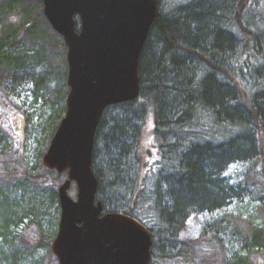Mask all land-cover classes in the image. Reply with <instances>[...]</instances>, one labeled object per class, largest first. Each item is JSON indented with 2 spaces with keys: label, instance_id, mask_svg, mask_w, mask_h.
I'll return each mask as SVG.
<instances>
[{
  "label": "trees",
  "instance_id": "trees-1",
  "mask_svg": "<svg viewBox=\"0 0 264 264\" xmlns=\"http://www.w3.org/2000/svg\"><path fill=\"white\" fill-rule=\"evenodd\" d=\"M247 1L255 4L258 0H238L232 19L223 25L226 29L217 28L215 25L217 12L224 7L223 0H205L178 22L164 20L158 12L150 30V33L153 30L154 36H156V43L154 48H145L144 46L142 63V54L140 57L141 84L142 76L154 90L158 91L165 88L162 85L163 81L173 83L174 99L179 103H172L171 109L176 116L179 113V106L183 107L186 104V91L192 90L187 86L190 83L189 68L184 61L181 66L176 65L180 59L176 56L177 51H185V48H203L212 49L213 53L225 54L231 43L239 49V55L232 70L221 71L225 76L223 80L217 81L214 77L209 76L201 86H196L195 92L193 91L200 108L211 112V121L206 124H196L198 130L195 129L193 133H190L191 142H193L190 145L176 148L177 150H172V153L163 151V145L151 146L150 148L153 150L158 149L153 153L160 157L161 161L157 162L158 167L153 163L152 167L148 166L150 170L144 169L141 172L142 166H146V158L150 157L148 148L147 155L143 156L144 160L141 161L137 183H134L135 186L133 185L130 191L129 205L124 211H120L148 229L152 236V248L154 245L170 242L172 250L176 249L177 254L180 253L184 256L189 254L190 261L198 258L206 259L208 249L221 247L222 238L225 236H228L231 242L237 243V251L234 253L237 255L235 260L232 261L233 256H230V259L226 260V264H250L247 256L259 254L264 248V225L248 219L245 221V224L248 223V229L242 230L239 226L240 223L243 224L242 220L236 226L227 220L225 215H221L222 218H217L203 226L202 236L211 235L209 242L205 245L200 242L189 243L177 240L178 234L192 214L214 216L223 211L226 212L232 204L239 207L244 203L250 207L254 203L260 209L264 207V149L261 147V144L264 143V38L259 31L247 26L249 24V21L246 20L249 10L246 7ZM18 3H21L19 11L25 17H32L29 22L41 20L43 28L47 29L57 40L60 39L58 43L65 49L61 37L52 31L42 14L40 2L36 0H4L0 2V20L4 15L11 13L9 10H13ZM32 5L41 8L39 10L35 8L34 12L33 7L28 8ZM233 27H235V32L232 31ZM9 36L6 34L2 36L3 39L0 37V79L5 77L7 80L13 81L19 72L26 73L28 68L41 69L43 67L46 77L55 82L57 80V85L58 70L62 66L64 69L63 82L65 89L67 88L61 100L64 102L68 91L65 54L60 55L59 59H54L56 65L53 64L52 68L47 71L50 55L43 48L35 52L32 58L21 52L14 53L16 48L9 41ZM36 36L37 34L32 35V37ZM201 56L203 55L201 54ZM208 57L210 60L207 59L206 63L209 66H214L215 64H210L211 55L209 54ZM145 58H148L150 64L147 72H144L143 68L141 71ZM50 65L49 67H51ZM143 93L145 92L141 86L140 95ZM64 109L65 106L61 111ZM106 110L102 115L96 136L101 128ZM58 123L54 126L48 140L53 136ZM114 124V127L105 134L104 139L107 159L104 177L112 179L108 187L110 190L116 191L117 187L121 188L123 181L127 182L128 179L123 159L128 158L130 154L135 131L130 136L127 123L115 121ZM0 143H2L1 137ZM169 159L174 160L175 165H171ZM163 160L167 162L163 163ZM92 162L97 179L96 199L101 201L104 207L103 200L99 198V194L102 192L101 177L99 171H95L94 153ZM236 165L245 166L247 172L241 176H236L235 172L233 175H227L229 169ZM154 167L156 168L154 169ZM164 167L167 168L166 173H163ZM49 172L51 171L45 168L43 174L46 175ZM156 173H159L161 178L156 179L154 185L145 183L148 174ZM18 185L19 182L15 187ZM2 188L0 184V193ZM3 189L14 194L17 198L16 192L12 191L10 187L6 186ZM48 196L58 202L57 191L48 194ZM9 205L7 210L0 214L1 220L5 222L3 225L0 223V237L3 242L9 236L8 228L17 224L19 216H28L29 214L22 202ZM104 212L113 211L105 210ZM54 236L53 232L47 238H54ZM42 244L50 255L48 241L44 242L43 240ZM6 249L3 247L0 251ZM241 253H246V255H240ZM17 254L19 253L17 252ZM154 254L156 253L152 251L151 256L153 257ZM203 261L205 262V260ZM0 264H13V262L0 257ZM16 264H20L19 257Z\"/></svg>",
  "mask_w": 264,
  "mask_h": 264
},
{
  "label": "rangeland",
  "instance_id": "rangeland-1",
  "mask_svg": "<svg viewBox=\"0 0 264 264\" xmlns=\"http://www.w3.org/2000/svg\"><path fill=\"white\" fill-rule=\"evenodd\" d=\"M203 1L205 0H159V15L164 20L178 22ZM237 2L238 0H223L224 7L217 12L218 27H223L232 19ZM20 7L21 3H18L13 10H9L11 13L2 17L0 20V37L9 34V41L16 48L14 53L21 52L30 58L35 52L43 48L50 55L49 64L47 62L48 71L52 68L54 59H59L60 55L66 54V49L58 43L60 39L57 40L47 29L43 28L41 20L29 22L32 17H25L19 11ZM30 7L34 8V12L36 11L35 8L37 10L41 8L37 5L28 6V8ZM246 7L249 9L246 14V20L249 21L247 26L250 29L260 31L264 38V0H258L255 4L247 1ZM12 17H16V19L13 21ZM33 34H37V36L32 37ZM155 37L152 30L145 48H154ZM4 41L6 42V39ZM9 41L7 42L8 44L10 43ZM145 48L143 52H145ZM202 51V55L206 56L203 61L195 57L185 61L186 52L181 50L177 51L176 54L180 58L179 60L185 61L186 66L189 68V75H187L190 83L187 86L188 89L192 88L189 92L193 99L196 100L195 106H188V109L184 106L180 107L179 113L174 116L171 109L172 103L176 102L172 92L173 83L163 81L162 85L165 88L158 91L154 90L142 76L141 86L145 93L141 94L132 104L113 106L106 110L101 128L95 139L94 148L95 171H99L101 177L102 192H100L99 198L103 200L104 210L120 212L128 207L129 194L137 180L138 172L141 170V161L147 155L146 150L150 149V152H148L150 157L146 158L147 167L142 166L141 172L144 169L150 170L148 166L152 167L153 163L158 167L157 162L161 161V158L153 153L155 150L158 151L156 147L163 145L164 148L162 150L165 152L170 149L177 150L176 148L183 147L187 143L193 130H198L196 124L201 125L211 121V112L200 108L193 91L195 92L197 89L196 83L200 79L204 80L209 73H213L218 80H223L225 76L207 66L206 60H210L208 57L210 51H206L203 48ZM222 56L223 58L220 60L215 59L214 61L218 62L221 68L231 70L236 58V51L235 54ZM142 59L143 53L141 63ZM147 59L145 58L144 67L141 66V71L144 69V72H147L150 68ZM61 67L58 70L57 85V80L55 82L46 77L43 67L41 69L28 68L26 73L19 72L15 75L13 81L7 80L5 77L0 79V137L2 139V143H0V184L3 188L6 186L10 187L17 195L16 198L14 194L3 188L1 189L0 214L7 210V207L10 206L9 204L14 205L16 202H22L23 207H26L29 213L28 216H19L17 224L8 228L9 236L4 242L0 237V249L3 247L7 248L5 251H0V257L6 258V261H12L13 264H16L18 257L20 264L57 263L51 253V249L49 255L42 243L43 240L44 242L47 240L51 246L54 238L47 237L53 232L56 235L60 214L58 202L53 201L48 194L57 191L58 186L66 180V176L64 174L59 175L54 171L46 175L43 174L45 168L41 159L53 136L49 140L48 137L56 123L62 119L65 111L61 110L65 106L66 95L64 102H61V100L67 88L65 89L64 86V69ZM162 94L163 96H161ZM114 120L127 123V130L130 136L135 131L130 154L128 158L123 159L128 179L127 182L123 181L121 188L117 187L116 191L110 190L108 187L112 179L104 177L105 162H107L104 139L105 134L114 127ZM167 145L169 146L168 148ZM151 146H156V149L153 150L150 148ZM261 147L264 149V143L261 144ZM164 162L167 161L163 160ZM173 165H175V162H173ZM166 171L167 168L164 167L163 173H166ZM233 172H235L236 176H241L247 172V169L245 166L236 165L229 169L227 175H233ZM158 178H161L159 173L148 174L145 183L154 185V181ZM17 182H19V185L15 187ZM68 194L72 199L75 198L76 187L74 184L70 186ZM243 205L245 204L243 203L238 207L236 204H232L226 212L223 211L214 216L192 214L178 234L177 240L189 243L200 242V244L203 243L205 245L209 242L211 235L205 234L202 236L203 226L217 218H222L221 215H225L227 220H230L236 226L242 220L243 224L240 223L239 225L242 230L248 229V223L245 224L248 219L264 225V207L260 209L254 203L250 207ZM0 223L3 225L5 222L0 218ZM222 240L223 244L221 247H210L208 249V257L203 259L205 262L199 258L190 261L189 254L186 256L180 253L177 254L176 249L172 250L170 242H164L158 246L154 245L152 251L156 254L152 257L151 263L226 264V260L228 261L230 256H233L232 261L235 260L237 255L234 253L237 251V243L231 242L228 236L223 237ZM240 255H246V253H241ZM247 257L250 264H264V248L259 254H251Z\"/></svg>",
  "mask_w": 264,
  "mask_h": 264
},
{
  "label": "water",
  "instance_id": "water-1",
  "mask_svg": "<svg viewBox=\"0 0 264 264\" xmlns=\"http://www.w3.org/2000/svg\"><path fill=\"white\" fill-rule=\"evenodd\" d=\"M66 47V109L42 164L66 180L51 252L58 264H150L152 238L123 213L103 214L92 170L104 110L134 101L140 55L158 14V0H37ZM79 25L77 26L76 20ZM76 186L72 199L68 191Z\"/></svg>",
  "mask_w": 264,
  "mask_h": 264
},
{
  "label": "bare ground",
  "instance_id": "bare-ground-1",
  "mask_svg": "<svg viewBox=\"0 0 264 264\" xmlns=\"http://www.w3.org/2000/svg\"><path fill=\"white\" fill-rule=\"evenodd\" d=\"M217 17V16H216ZM215 25L217 26V28H218V24H217V20H215ZM224 29H226L225 27H223ZM220 29H222V26H221V28ZM252 29V28H251ZM254 30V29H253ZM232 31H236L235 30V27H233L232 28ZM257 31V30H256ZM260 32V31H259ZM261 33V32H260ZM262 34V33H261ZM206 51H210V55H211V62H210V64H215L214 66H210V68L211 69H213L214 71H217V72H219V73H221V71L222 70H225L224 68H221L219 65H218V62H216V61H214L215 59L216 60H220L221 58H223V56L222 55H225V54H235V51H236V58H235V60H234V63H233V66L235 65V63H236V61H237V58H238V55H239V49H238V47L235 45V44H233V43H231V45L226 49V53L225 54H219V53H213L212 52V49H209V50H206ZM184 52H186L185 53V55H186V57H185V61H187L189 58H192V57H195V58H199V59H201L202 61L204 60V57L203 56H201V54H203V51H202V49L201 48H194V49H186L185 48V51ZM184 61V62H185ZM182 62H183V60H179V61H177L176 62V65H178V66H181L182 65ZM207 66H209V65H207ZM233 66H232V68H233ZM227 70V69H226ZM232 70V69H231ZM230 71V70H229ZM222 74V73H221ZM209 76H212V77H214L217 81H221V80H218L217 79V77L213 74V73H209V75L207 76V77H209ZM207 77L203 80V79H200L197 83H196V86H201V84L207 79ZM187 92V97H188V99L186 100V104H185V101H184V104H185V108L186 109H188L189 107L188 106H193L194 104L196 105V100L195 99H193V97H192V95H191V93L189 92V91H186ZM197 99V98H196ZM197 102H198V100H197ZM194 105V106H195ZM179 108H180V106H179ZM188 131V130H187ZM191 138L189 137L188 138V140H187V143L184 145V146H187V145H190L192 142H191ZM172 150L173 149H170V150H168V152L169 153H172ZM169 153H168V156H169ZM170 160V162H171V165H173V162H175L174 160L172 161L171 159H169ZM188 220V219H187Z\"/></svg>",
  "mask_w": 264,
  "mask_h": 264
},
{
  "label": "clouds",
  "instance_id": "clouds-1",
  "mask_svg": "<svg viewBox=\"0 0 264 264\" xmlns=\"http://www.w3.org/2000/svg\"><path fill=\"white\" fill-rule=\"evenodd\" d=\"M13 21L16 19V17H12Z\"/></svg>",
  "mask_w": 264,
  "mask_h": 264
}]
</instances>
